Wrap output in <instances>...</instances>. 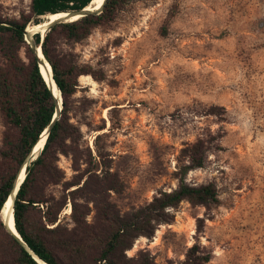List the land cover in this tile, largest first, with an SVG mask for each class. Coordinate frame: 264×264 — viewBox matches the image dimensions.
<instances>
[{"label":"rangeland","instance_id":"obj_1","mask_svg":"<svg viewBox=\"0 0 264 264\" xmlns=\"http://www.w3.org/2000/svg\"><path fill=\"white\" fill-rule=\"evenodd\" d=\"M30 4L0 0V11L18 18ZM59 50L94 72L93 81L79 77L69 114L80 150L103 165L90 186L106 187L108 167L121 185L102 194L101 206L126 213L147 205L178 186L188 145H209L204 166L185 179L215 183L220 203L182 201L127 255L181 264L199 242L209 264H264V0H128L115 21L81 42L59 40ZM5 129L0 113V147ZM59 165L67 179L78 172L71 155L60 154ZM68 205L61 217L71 226ZM88 205L94 222L99 211Z\"/></svg>","mask_w":264,"mask_h":264},{"label":"trees","instance_id":"obj_2","mask_svg":"<svg viewBox=\"0 0 264 264\" xmlns=\"http://www.w3.org/2000/svg\"><path fill=\"white\" fill-rule=\"evenodd\" d=\"M93 0H31L28 12L18 18L4 17L0 11V113L5 132L0 147V264H158L140 252L130 257L140 236L151 238L158 224L173 220L171 208L187 200L193 205L213 206L220 203L215 183L193 185L185 174L204 166L209 149L204 139L191 143L183 151L190 160L171 191H162L145 206L121 213L115 206H101L102 194L119 190L121 185L108 169L103 182L91 187L93 176L101 165L79 148L81 130L71 121L72 98L79 88L81 75L94 74L88 64H80L71 54L59 50V40L81 42L92 31L115 21L128 0H106L99 12L74 21L57 22L32 35L42 47L52 67L53 78L60 90L63 106L58 113V99L48 86L32 43L25 29L43 22V17L80 10ZM174 16L171 13L163 27ZM213 110V109H212ZM43 147L26 169V176L15 196L12 218L24 242L5 225L2 211L14 189L19 171L44 131L51 125ZM101 157V152L98 151ZM60 154L71 155L76 172L67 179L59 165ZM82 163L86 166L82 168ZM99 185V186H98ZM61 186L56 195L51 188ZM79 199H84L85 203ZM99 211L94 222L88 220L89 203ZM70 203L72 225L63 222L62 213ZM14 211V216H13ZM211 252L199 242L189 247L181 264H209ZM40 259V260H39Z\"/></svg>","mask_w":264,"mask_h":264},{"label":"water","instance_id":"obj_3","mask_svg":"<svg viewBox=\"0 0 264 264\" xmlns=\"http://www.w3.org/2000/svg\"><path fill=\"white\" fill-rule=\"evenodd\" d=\"M105 1H106V0L103 1V3H102V5H101V7H100L99 10H93V9L88 8V6H86V7L82 8V9H80V10L61 12V13H64V14H65L64 17H61V18H59V19H57V20H55V21L50 22L48 25L45 26V31L48 30L49 27H50L51 25H53V24H55V23H57V22H68V21H74V20H77V19H79V18H81V17L87 16V15L90 14V13L99 12V11L102 9L103 4L105 3ZM39 31H40V30L36 31L35 33L39 32ZM25 33H26V39H27L29 42L32 43L33 49H34V51H35V53H36V55H37L38 62H39V65H40L41 62H42V58L40 57V53H41L42 56H43V60H46V58H45V56H44V54H43V51H42V47H41V46H37V45L34 43V41L32 40V38H31V39L29 38L28 33H27V28L25 29ZM43 36H44V34H43ZM46 61H47V60H46ZM47 63H49V62L47 61ZM52 76H53V75H52ZM53 81H54V83L56 84L54 78H53ZM47 84H48V83H47ZM56 85H57V84H56ZM48 86L51 88V86H50L49 84H48ZM57 87H58V86H57ZM51 90H52V92H53V94H54V91H53L52 88H51ZM59 91H60V90H59ZM54 96H55V98H57V96H56L55 94H54ZM57 99H58V98H57ZM59 99H60V101H59ZM59 99H58V113L61 111L62 106H63V99H62V96H61V92H60V98H59ZM58 113H56V115L54 116V119H53L51 125H50V126L44 131V132H46V134H45L46 139H47V137H48V134H49L50 128L52 127V125L54 124V122H55V120H56V118H57V116H58ZM40 138H41V137H40ZM34 148H35V146H34ZM34 148H33V150H34ZM34 159H36V157H34V155H33V151H32V153L29 155V157L27 158V160L25 161V163L23 164V166L21 167V169H20V171H19V174H18V177H17V181H16L15 186H14V189H13L11 195H10V197H12V199H13V203H14L15 196H16V194H17L19 188H20V185L22 184V182H23L24 179H25V177H24L23 180L20 181L19 178H20L22 172H24V173H25V176H26V169H27V166H28V164H29L30 162H32ZM8 199H9V198H8ZM12 209L14 210V207H13ZM13 216H14V211H13ZM4 222H5V225L7 226L8 230H9L13 235H15V236H16L21 242H24L23 239H22V237H21V235H20L19 232L17 231L16 224H15V226H14L15 229H12V227L9 225V221H8V222L6 221V218H4ZM14 223H15V216H14ZM39 260H40V259H39ZM40 262H41L42 264H47V263H44L42 260H40Z\"/></svg>","mask_w":264,"mask_h":264},{"label":"bare ground","instance_id":"obj_4","mask_svg":"<svg viewBox=\"0 0 264 264\" xmlns=\"http://www.w3.org/2000/svg\"><path fill=\"white\" fill-rule=\"evenodd\" d=\"M103 1L104 0H93L90 3V5L88 6V8L93 9V10H99L101 5H102V3H103ZM64 15H65L64 13L48 14V15H46L47 19L45 21H43V22H41L39 24H33V25L28 26L27 27V33H28L29 38L31 39L32 35L38 30H40L41 32L45 31V26L46 25H48L52 21H55V20H57V19H59L61 17H64ZM40 57L42 58V62H41L40 65H41L42 71L44 73V76H45L46 80L48 81V84L53 89L54 94L59 99L60 98V91H58L57 85L53 81L52 67H51V65L49 63H47L46 60H43V56H42L41 53H40ZM80 78L82 80L89 79V80L93 81V79L90 77V75H82ZM59 101H60V99H59ZM45 134H46V132H44V134L42 135L41 139L36 144V146H35V148L33 150L34 157H35V155H37L39 153L40 149L44 145V142L46 140ZM24 177H25V173L22 172L19 180L22 181ZM12 208H13V199H12V197H10L9 200L7 201L6 205L3 208L2 216H3V218H6L7 222L9 221V225L12 227V229H15L14 228V221H13V218H12ZM68 212H69V210H68Z\"/></svg>","mask_w":264,"mask_h":264}]
</instances>
